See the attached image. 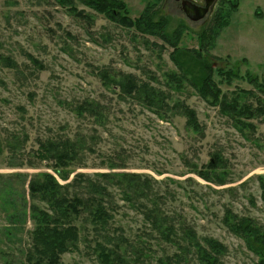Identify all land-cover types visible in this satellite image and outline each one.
I'll return each instance as SVG.
<instances>
[{"label":"rangeland","instance_id":"374dc122","mask_svg":"<svg viewBox=\"0 0 264 264\" xmlns=\"http://www.w3.org/2000/svg\"><path fill=\"white\" fill-rule=\"evenodd\" d=\"M117 1L126 4L132 20L156 4L153 12L168 21V35L181 31L176 53L180 63L197 73L193 60L182 52L203 48L214 69L243 77L232 85L222 82L224 94L243 89L264 98L247 79L249 74L257 85L264 84V0H217L199 22L186 17L178 0ZM75 7L85 17L56 0H0V186L22 190L27 177L29 181L42 172L56 176L34 155L40 141L69 138L83 145L85 155L69 183L77 174L96 180L103 173L139 175L140 182L149 181L147 193L158 201L161 231L146 217L143 205L150 204L145 199L135 194L127 198L115 186L111 190L114 219L108 232L97 233L83 219L77 220L80 242L62 256V264H101L96 243L111 250L120 247L126 264H164L188 247L187 230L194 231L199 245L215 240L226 247L219 264H256L258 257L224 226L223 218L230 210L264 227L258 180L264 178V114L247 121L253 129L238 131L191 86L172 89L169 75L178 70L171 57L174 48L77 0ZM223 13L228 25L220 30L216 17ZM216 31L218 36L213 35ZM3 58L10 59L14 68L5 66ZM102 73L118 81L133 76L139 85L169 94L171 105L186 104L196 112L201 133L187 127L181 110L163 121L137 99L121 97L119 88L105 84ZM255 99L249 102L256 106ZM85 100L104 107L102 121L75 115L74 107ZM13 138L21 143L15 154L8 147ZM213 157L221 163L207 181L197 173ZM5 217L0 208V230L9 227ZM16 227L12 235L0 233V264H31L27 252L33 223L28 218ZM168 227L176 231L170 239L164 236ZM185 255L184 264H200L194 247Z\"/></svg>","mask_w":264,"mask_h":264},{"label":"trees","instance_id":"16d2710c","mask_svg":"<svg viewBox=\"0 0 264 264\" xmlns=\"http://www.w3.org/2000/svg\"><path fill=\"white\" fill-rule=\"evenodd\" d=\"M56 1L63 7H69L70 12L85 17L83 12L77 11L76 0ZM77 1L99 14L105 15L110 20L118 21L129 28H135L141 34L157 37L174 48L171 57L178 70L169 75V84L172 85V89L179 91L185 84L191 86L206 103L219 108L220 113L229 118L238 131L253 129V125L247 121L264 114V98H260L253 91L240 89L234 91L231 96L224 94L220 86L222 82L225 81L228 85H232L234 79L243 77L232 71L225 72L222 69H214L213 64L203 55V48L198 51L182 52L184 56H190L193 60L194 68H198L195 69L197 73L194 74L189 66L178 61L176 53L180 51L177 46L181 40V31L177 30L172 35H168V21L162 16H156L158 15L157 11L153 12L156 4L148 6L138 19L132 20L129 17V10L123 2L117 0ZM222 12L221 10L220 13ZM224 14L226 13L216 17V25L220 30L228 25ZM218 34V31L213 33L215 36ZM32 61L39 65L37 61ZM1 62L7 67L14 68V63L10 59L3 58ZM216 76L221 78L219 82L216 81ZM101 77L105 84L111 86L112 89L119 88L121 97L137 99L141 105L163 121H168L173 111L181 110L180 112L187 120V127L197 134L201 133L202 128L196 112L186 104L171 105L169 94L149 85H139L136 78L130 75L124 76L122 81L112 79L106 73H102ZM247 79L256 85L260 92L264 93V89H262L264 84L257 85L249 74ZM251 98H256V106L249 102ZM103 110L104 107L99 102L85 100L76 105L73 112L80 119L85 117L100 122L104 116ZM20 146L18 138H13L8 142V147L14 154L17 153ZM83 148L80 142L69 138L48 139L39 142L34 160L44 163L48 170H51L62 181L67 182L65 185H62L53 174L42 172L33 175L29 181L27 177L22 190L16 189L10 184L0 186V208L5 213L7 226H9L0 230V233L12 235L17 224L26 223L30 218L34 226L31 232V248L27 252L31 264H62V256L77 248L80 242V229L75 224L77 220L83 219L97 233H107L110 223L114 219L111 203L114 194L111 190L115 186L127 198H131L129 196L135 194L139 199H145L150 204V207L143 205L146 210L145 215L151 221L154 229L159 233L161 231L159 226L161 209L158 201L147 193L151 191L149 181L140 182L139 175L103 173L96 175V180L84 174H77L69 183L73 169L83 166L85 158V155H82ZM2 150L0 143V154ZM220 163L219 157H213L205 170L199 171L197 174L209 181L210 173L216 172ZM115 167L111 166L110 168L115 169ZM30 168L36 169L37 167L30 165ZM258 180L261 198L264 202V178L260 177ZM71 188H75L73 194L70 193ZM224 216V226L233 235L242 239L247 248L258 257L256 264H264V227L254 219L240 217L230 210H226ZM12 225H14V229L10 228ZM175 233L174 227H168V233L164 236L170 239V235ZM185 238L188 239L189 245L183 249V254L174 255L166 261L167 263L184 264L186 251L194 247L200 264H219L220 258L227 251L223 244L215 240H206V245H199L192 230H187ZM95 248L101 264H126L120 247L118 250H111L103 243H96Z\"/></svg>","mask_w":264,"mask_h":264},{"label":"water","instance_id":"95a60500","mask_svg":"<svg viewBox=\"0 0 264 264\" xmlns=\"http://www.w3.org/2000/svg\"><path fill=\"white\" fill-rule=\"evenodd\" d=\"M205 7H198L195 4L187 3L184 7L186 17L192 22H199L203 20L210 11V8L214 6L217 0H204Z\"/></svg>","mask_w":264,"mask_h":264},{"label":"flooded vegetation","instance_id":"af4514ba","mask_svg":"<svg viewBox=\"0 0 264 264\" xmlns=\"http://www.w3.org/2000/svg\"><path fill=\"white\" fill-rule=\"evenodd\" d=\"M179 2H180V6H181V9H182V11L184 12V7H185V4H187V3H192V4H195L196 6H198V7H205V1L204 0H202V2H200L199 4L198 3H196V2H192V1H187V0H178ZM217 3V1L215 2V4ZM215 4H214V6H212L211 8H210V11H209V13L211 12V10L215 7ZM184 14H185V12H184ZM186 15V14H185Z\"/></svg>","mask_w":264,"mask_h":264}]
</instances>
